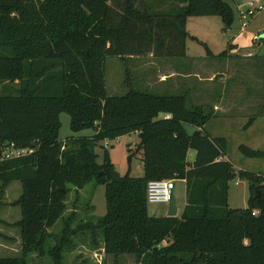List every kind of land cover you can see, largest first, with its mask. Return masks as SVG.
Instances as JSON below:
<instances>
[{"label": "trees", "instance_id": "trees-1", "mask_svg": "<svg viewBox=\"0 0 264 264\" xmlns=\"http://www.w3.org/2000/svg\"><path fill=\"white\" fill-rule=\"evenodd\" d=\"M189 17H220L224 31L235 21L224 0H0V86L12 83L0 94V153L11 144L34 150L0 162V194L14 181L22 185L14 205L22 212L15 226L23 244L20 258L0 264H37V257L65 264L64 254L88 239L97 263L104 248L116 260L135 256L136 264H264V177L241 171L248 208H230L228 141L204 129L214 111L188 107L184 94L134 87L108 94L109 57L185 58ZM63 113L73 133L95 134L60 141ZM187 126L197 130L189 134ZM132 133L140 141L129 161L141 154V178L121 175L107 151L102 164L95 153L99 142ZM241 151L264 157L244 145ZM155 180L186 182L181 217L150 216L148 185ZM91 183L106 188L107 213L95 221L86 219L89 203L70 200Z\"/></svg>", "mask_w": 264, "mask_h": 264}, {"label": "rangeland", "instance_id": "rangeland-1", "mask_svg": "<svg viewBox=\"0 0 264 264\" xmlns=\"http://www.w3.org/2000/svg\"><path fill=\"white\" fill-rule=\"evenodd\" d=\"M224 1L232 6L235 13L237 12L235 0ZM246 7L247 5L243 6V8ZM234 28L235 23L232 29L224 31V24L220 17H189L186 22L188 38L186 40L187 56L185 58L159 59L154 57L153 53L141 57H109L105 67L106 85L110 96H124L129 92L130 87L157 95L177 96L184 94L188 99V107L203 105L207 111L213 110L211 108L213 101L225 98V109L232 111L229 113V117L226 115L213 116L205 127L218 130L215 134L207 130L211 137L226 138L228 141L225 159L231 162L235 175L230 182L228 198L230 208L247 209L250 196L249 183L240 177V172H252L264 177V157L249 158L241 151V146L244 145L253 150L264 152V119L262 117L264 114V9L250 18L248 27L250 43L235 41L236 36L233 35L239 33L240 27L235 28V32L232 34ZM255 36L260 38L256 43L253 41ZM226 51L232 55L224 59L218 57ZM249 52L252 53L253 57H247ZM172 67L188 74L189 78L178 77L179 82L176 81L170 85L161 82L165 73L172 71ZM212 76H215L214 83L209 80ZM198 78L203 79V83L199 82ZM242 81L247 82V84L243 85ZM240 83L244 87H241ZM11 84L9 82L3 83L0 86V94L3 88L9 87ZM251 90L253 93L252 97L249 98L251 100L243 101L239 105V102L247 99ZM261 100H263V104H261ZM247 114L250 116L247 117ZM254 115L256 118L258 117L257 124L248 131L246 128ZM196 130L197 128L194 126H187L189 134H193ZM94 134L92 129L77 134L73 133L70 127V116L66 113L61 115L60 141L65 142L71 136L91 137ZM139 141L138 135L132 133L118 139L99 142L95 148L98 162L104 163L107 151L109 158L121 175H126L130 171L133 177H143L144 166L141 154H136L132 162L129 161L131 153L136 152ZM106 145L108 146L106 147ZM195 154L194 150L189 151V163L195 161ZM16 185L19 186L18 193L21 195V182L15 181L13 188L17 189ZM186 189V182L183 180L176 181L174 198L179 209V215L184 212L187 203ZM71 199L74 201L79 199L81 204H90L91 213L86 219L95 221L107 213L104 185L91 183L80 190L78 194L72 192ZM169 208L170 203H149L148 211L152 217H166ZM62 229L63 222L60 221L55 230L60 233ZM52 241L50 245L55 244V240ZM80 244L88 247L89 244L91 245V240L88 239L86 243L80 241ZM76 252L77 250L64 254L65 264H79V262H81L80 264H87L82 260L84 255H80V252L83 251ZM1 257L5 256L1 255ZM86 261L90 260L87 259ZM36 263L52 264L50 257L42 259L37 257ZM90 264H113V262L111 260L109 262L103 260L101 263L90 261Z\"/></svg>", "mask_w": 264, "mask_h": 264}, {"label": "crops", "instance_id": "crops-1", "mask_svg": "<svg viewBox=\"0 0 264 264\" xmlns=\"http://www.w3.org/2000/svg\"><path fill=\"white\" fill-rule=\"evenodd\" d=\"M251 1L260 3V2H263L264 0H235L236 6H237V12L236 13L234 12L235 13V19H236V22L234 21V23H235L236 29L240 27L239 33L238 34L236 33L235 35H233L234 37L236 36L235 41L240 40L243 43H250V40L248 38L249 24L245 29H242V27H241L242 21H241V17H240V13H239V8L243 7V6L245 7ZM242 3H244V4H242ZM238 16H239V21H238ZM232 28H233V26H232ZM235 28L232 30V34L235 32ZM253 41L255 43L258 42V41H255V37L253 38ZM247 54L252 55L251 52H249ZM230 55H232V54L229 53V56ZM247 57H249V56H247ZM251 57H253V56H251ZM228 61H231V60H228ZM171 70L172 71H169V73H168V71L165 73V76L161 79V82L170 85V84H173V82H176V81L179 82L178 77H182V78L188 77V74L184 73L183 71H181L179 69H176L175 67H172ZM215 76L210 77V79H209L210 82H213V83L215 82V80H214ZM198 79H199V82L203 83V79H201V78H198ZM242 82H243V85L247 84V82H244V81H242ZM240 85H241V83H240ZM241 87H244V86L241 85ZM248 94L249 95L247 96V99L245 98V100H242L241 103L239 102L238 103L239 105L242 104L243 101L247 102V101L251 100L249 98H251L252 97L251 95H253L252 90ZM261 104H263V100H261ZM225 105H226L225 98H222L219 101H213V107L211 106V108L213 109L215 116L218 117L219 115H221V116L226 115V117H229V113H231L232 111H229V109H225ZM199 106L204 107L203 105H199ZM249 116H250V114H247V117H249ZM262 117L264 119V114H262ZM253 118H255L254 121H252L248 125V127L246 128L248 131L252 130L253 127H255L257 124V118L258 117L256 118L254 115ZM219 119H221V118H219ZM228 127H230V125H228ZM204 129L206 131L210 130V132H212V134H215V132L217 130V129L212 130V129H209L206 127H204ZM216 134H219V133H216ZM215 136H217V135H215ZM213 138H215V137H213ZM195 158H196V156H195ZM190 164H193V163H190ZM14 182H12L4 190V192L2 194H0V258H20L22 256L23 244H22L21 229L19 227L15 226L16 223L21 221L22 212H21V208L19 206L14 205V203L19 200V198L21 197L22 194L20 195L18 193V187H19L18 185H16L17 189L13 188ZM0 190H1V183H0ZM174 200H175V198H174ZM182 214L183 213H181V215H179V209H178V217H181ZM154 216H157V215H154ZM82 249H84V250H82ZM80 251H83V252H80ZM99 251H101L100 253H101V255L105 261L109 262V260H111L113 262V264H136L135 256L125 255V256L119 257L118 260H116V258H114L113 256H107L104 253V248H100ZM77 252H80L81 253L80 255H84L82 260L85 261V263L90 264V261L93 263H97L96 260L94 259V255L97 254V252H95L91 248L83 245L77 250ZM1 255H4L5 257H1ZM87 259L90 261H86ZM80 263L81 262H79V264Z\"/></svg>", "mask_w": 264, "mask_h": 264}, {"label": "built area", "instance_id": "built-area-1", "mask_svg": "<svg viewBox=\"0 0 264 264\" xmlns=\"http://www.w3.org/2000/svg\"><path fill=\"white\" fill-rule=\"evenodd\" d=\"M264 9V1L257 3L251 1L248 3L246 8L240 7L239 13L241 17V27L245 29L249 22L250 18L256 15L257 12ZM260 38L255 36V41H259ZM249 57L252 55L249 54ZM170 118V115L166 116ZM108 141V140H106ZM108 145H106L107 147ZM34 153V150L31 148H17L14 144L7 146L0 153V162L11 161L15 159H20L26 156H29ZM176 187V181L174 180H155L151 181L148 185V202L149 203H171L174 200V190Z\"/></svg>", "mask_w": 264, "mask_h": 264}, {"label": "water", "instance_id": "water-1", "mask_svg": "<svg viewBox=\"0 0 264 264\" xmlns=\"http://www.w3.org/2000/svg\"><path fill=\"white\" fill-rule=\"evenodd\" d=\"M178 216V208L176 206V202L175 200H173L170 203V208H169V212H168V217H177Z\"/></svg>", "mask_w": 264, "mask_h": 264}]
</instances>
